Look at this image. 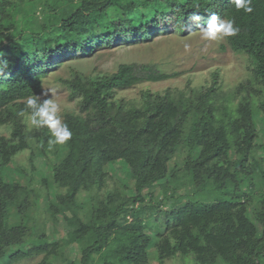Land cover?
Here are the masks:
<instances>
[{
	"label": "trees",
	"instance_id": "1",
	"mask_svg": "<svg viewBox=\"0 0 264 264\" xmlns=\"http://www.w3.org/2000/svg\"><path fill=\"white\" fill-rule=\"evenodd\" d=\"M251 7L237 10L230 0H0V124L11 127L0 136V264L40 255L38 264H264V0ZM192 12L201 25L216 13L240 28L225 39L247 56L251 74L231 92L215 72L202 87L146 89L126 99L120 91L180 74L140 63L99 74L70 66V76L59 77L79 100L63 118L69 141L49 145L46 127L30 128L18 115L58 65L159 33L189 35L197 30ZM182 147L178 168L172 161ZM27 150L31 167L17 162ZM130 155L138 156L134 164ZM177 195L185 202L165 209ZM11 213L29 225L11 224Z\"/></svg>",
	"mask_w": 264,
	"mask_h": 264
},
{
	"label": "rangeland",
	"instance_id": "2",
	"mask_svg": "<svg viewBox=\"0 0 264 264\" xmlns=\"http://www.w3.org/2000/svg\"><path fill=\"white\" fill-rule=\"evenodd\" d=\"M186 44L188 45L187 49L185 48ZM70 63V65L62 63L55 67L44 77L43 81V91L45 89L52 90L53 98L60 106L58 115L62 120L66 112L78 110L79 107L78 98H73L70 91L59 79V77L70 76V66L85 74H99L111 72L122 63H140L156 66L158 69L167 73L177 72L180 74L173 79L161 82H144L135 87L120 91L119 96L125 97L126 99L140 98L141 92L146 89L157 92L164 91L168 87L186 88L190 83H192L190 84L192 86L202 87L207 83H211L215 72H219L220 74L223 91L229 93L251 74L250 62L246 55L233 52L225 38L221 37L214 41L204 40L198 29L185 36L178 32H164L159 33L149 42L132 43L115 48H102L98 50L93 58L72 61ZM51 96L52 94L49 92L46 97L41 95V99L51 98ZM10 133L11 127L9 125L0 124V136H9ZM259 134L260 140L264 142L263 130H260ZM179 150L180 152H178L173 159L172 165H177L178 168H181L184 158L183 147ZM29 155L30 150L20 154L17 157L18 164L31 167L30 163L32 162ZM137 159L138 156L136 155L128 156L130 164H134ZM160 171L161 167L158 165L154 173H159ZM152 189L156 194L161 192L158 184L154 185ZM205 198L208 199V197ZM183 200L182 196L177 195L175 198L171 199L165 209L181 205L185 202ZM52 207L55 210L58 209L57 204L53 203ZM42 212L39 210L37 217H42L44 215ZM9 222L11 224L21 223L29 225L28 220L19 219L18 216L12 213L9 215ZM152 225L153 222L151 226ZM40 227L41 226L38 228L40 229ZM32 232L34 233L35 230L32 229ZM64 232L65 227H62L61 230L59 229L60 234H64ZM55 238L56 237H53V235L49 238L47 237L49 241ZM78 254L76 255L75 253L74 255L78 256ZM42 257L43 256L40 255L13 264H38L42 260ZM153 264L157 263L155 262ZM165 264L194 263L192 260H189L187 263L183 261V259H176L167 261Z\"/></svg>",
	"mask_w": 264,
	"mask_h": 264
},
{
	"label": "clouds",
	"instance_id": "3",
	"mask_svg": "<svg viewBox=\"0 0 264 264\" xmlns=\"http://www.w3.org/2000/svg\"><path fill=\"white\" fill-rule=\"evenodd\" d=\"M230 3L237 10L243 9L245 12H252L251 0H230ZM188 20L197 25V29L204 40L214 41L218 38H227L238 35L240 28L235 26L234 19L221 18L218 14H211L203 25H201L202 17L197 12H192L188 15ZM184 29L185 22H180ZM188 48V45H185ZM6 64H0V71ZM52 94L51 98L41 99L42 96ZM41 95H31L25 98V107L18 115L26 116V122L30 128L41 129L47 128L50 133L48 140L49 145H63L72 138V131L68 124L64 122L58 115L60 106L53 98L51 89H45Z\"/></svg>",
	"mask_w": 264,
	"mask_h": 264
}]
</instances>
